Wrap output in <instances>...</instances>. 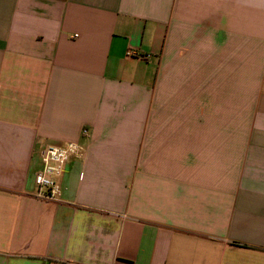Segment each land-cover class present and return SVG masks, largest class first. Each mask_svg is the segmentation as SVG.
I'll list each match as a JSON object with an SVG mask.
<instances>
[{"label":"crops","instance_id":"0c3cea01","mask_svg":"<svg viewBox=\"0 0 264 264\" xmlns=\"http://www.w3.org/2000/svg\"><path fill=\"white\" fill-rule=\"evenodd\" d=\"M130 263L264 264V0H0V264Z\"/></svg>","mask_w":264,"mask_h":264},{"label":"built area","instance_id":"2783aa9c","mask_svg":"<svg viewBox=\"0 0 264 264\" xmlns=\"http://www.w3.org/2000/svg\"><path fill=\"white\" fill-rule=\"evenodd\" d=\"M82 135L87 136L88 131L83 129ZM82 153L83 147L75 142H65L43 148L40 151L42 169L34 177V183L37 186L36 197L52 200L57 189L55 179L64 172L70 161L80 157Z\"/></svg>","mask_w":264,"mask_h":264}]
</instances>
